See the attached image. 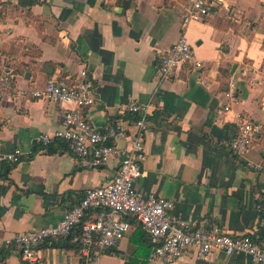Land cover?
I'll return each mask as SVG.
<instances>
[{"label":"crops","instance_id":"1","mask_svg":"<svg viewBox=\"0 0 264 264\" xmlns=\"http://www.w3.org/2000/svg\"><path fill=\"white\" fill-rule=\"evenodd\" d=\"M183 9V0H0V70H11L16 86L0 97V154L22 153L15 165L0 161V264H27L8 242L58 223L88 189L108 184L117 171L118 155L107 166L81 168L60 142L51 148L36 144L38 135L61 128L63 113L33 92L49 79L75 81L83 70L95 97L84 116L97 128L120 118L134 133L137 116L126 106H150L139 193L173 202V217L192 230L262 235L257 206L264 197V0H218L203 21L187 27ZM181 38L202 65H183L161 81L160 58ZM244 69L256 82L241 78L240 101L228 111L226 89ZM236 111L262 128L246 160L230 150ZM127 143L123 138L117 146ZM125 219L131 229L99 258L80 254L76 231L42 244L40 264H162L151 261L152 245L141 226L132 216ZM172 264L257 263L219 252Z\"/></svg>","mask_w":264,"mask_h":264},{"label":"built area","instance_id":"2","mask_svg":"<svg viewBox=\"0 0 264 264\" xmlns=\"http://www.w3.org/2000/svg\"><path fill=\"white\" fill-rule=\"evenodd\" d=\"M183 1V27L203 21L218 4V0ZM186 64L200 67L202 62L196 59L188 41L181 38L160 58V80L175 77L179 68ZM252 73L244 69L231 77L225 92L226 110L233 111L240 101L242 77L250 84L256 82ZM15 88L13 72L0 70V97ZM33 96L57 103L63 113L61 128L54 134L38 135L36 144L43 147L56 142L64 144L81 168L107 166L116 155L120 156V163L108 184L88 189L82 200L69 209L58 223L19 234L8 242L20 248L27 264H40L42 244L67 238L79 229L80 236L76 237V242L80 245V254L99 258L117 247L131 229L126 216H132L147 234L152 245V262L172 264L187 255L206 260L212 254L221 252L226 256L243 254L257 264H264V197L263 204L257 206L262 235L232 237L218 231L192 230L188 223L173 217V202L154 193L138 192L136 182L143 174L146 159L144 136L149 130V105L133 101L126 106L125 111L139 116L133 125L134 133H130L127 124L120 118L104 129L97 128L84 116V109L95 104L93 86L85 70L75 81L49 79L42 89L33 92ZM233 127L231 153L238 159L246 160L253 141L262 134V128L243 111L234 113ZM123 138L128 139V143L120 149L117 142ZM21 157V151L16 150L12 154H0V161L15 165ZM93 212L94 219L86 220Z\"/></svg>","mask_w":264,"mask_h":264},{"label":"trees","instance_id":"3","mask_svg":"<svg viewBox=\"0 0 264 264\" xmlns=\"http://www.w3.org/2000/svg\"><path fill=\"white\" fill-rule=\"evenodd\" d=\"M137 116V118H136V120H138L139 119V116L138 115H136ZM54 145V144H53ZM53 145H50V146H48V148H51ZM60 145H62V146H64L65 148H66V146L64 145V144H60ZM49 152H52V151H49ZM34 153H36V152H34ZM33 153V154H34ZM13 166H8V170H10L11 168H12ZM87 220V219H86ZM85 220V221H86ZM80 236V229L79 230H77V232H76V234H75V237H79ZM76 246H77V248H78V250L80 249V245H79V243H76Z\"/></svg>","mask_w":264,"mask_h":264}]
</instances>
